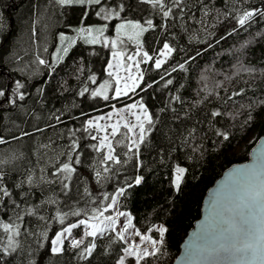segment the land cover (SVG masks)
I'll return each instance as SVG.
<instances>
[{"label": "trees", "instance_id": "trees-1", "mask_svg": "<svg viewBox=\"0 0 264 264\" xmlns=\"http://www.w3.org/2000/svg\"><path fill=\"white\" fill-rule=\"evenodd\" d=\"M163 4L161 8L142 0H103L106 11L113 13L111 19L105 20L96 15L97 6L89 8V15L84 17L85 9L60 7L55 0H0V85L11 95L15 81L19 80L24 84L20 91L25 93V99L17 100L16 105L6 101L0 104V137L7 141L0 143V170L7 174L11 184L23 182L24 189L35 191V196H29L27 203L22 202L15 211L10 205L7 216L0 209V223H8L10 218L20 223L17 214L25 216L21 235L16 237L17 251L6 257L12 264H28L30 260L36 264H116L126 243L115 239L116 233L110 230L96 238L85 237L84 244L77 249L66 240L65 253L56 257L42 259L44 249L39 245L48 246L41 232L47 231L52 237L63 226L87 218L92 207L110 202L103 200L105 194L110 196L128 183L133 186L118 197L117 210L129 213L133 225L142 233L152 226L168 229L162 254L142 264H171L200 215L206 191L224 170L245 162L254 143L264 134V105L260 103L264 101V16L253 17L244 26H238L234 19L246 9L264 8V0H182V15L173 7L172 0H163ZM169 8V17H163L162 12ZM129 20L146 27L147 20L153 21L154 27L139 38L142 52L157 58L164 42L174 51L159 69L154 67V61L139 64L144 80L133 92V99L144 104L154 120L153 131L141 146L143 167L137 169L135 160L112 165L114 171L97 182L94 177L95 170L100 168V154L91 145L98 141L90 137L98 135L95 130L84 132L83 128L89 115L105 111L122 98H111L115 83L106 65L113 48L105 47L103 42L86 43L76 29L107 24L114 37L116 24ZM61 32L76 43L63 60L55 61L53 72L47 65L39 64L37 57L51 64L54 56L63 55L57 52L66 46L60 40ZM123 41L118 49L132 47V43ZM197 52L201 54L197 56ZM190 56H195V60H188ZM142 60L141 54L138 61ZM180 64H184L183 69ZM90 76H95L96 83L89 80ZM169 79L173 83L165 86ZM106 81L110 99L91 96ZM153 81L157 83L146 87V83ZM85 88L88 92L81 96L79 93ZM236 92L242 94L233 95ZM212 111L222 115L213 118ZM249 111L254 117L250 124L246 123ZM38 128L43 131H36ZM217 130L228 133V139L216 136ZM22 132L31 135L21 136ZM121 132L126 130L121 128ZM72 139L79 142L82 163L76 166L77 173L66 196L58 182L44 181L50 179L49 170L57 160L64 159L60 154ZM124 151L125 148L117 147L121 156ZM177 165L187 169L179 190L173 186ZM27 175H32V185L27 183ZM136 175L144 177L139 185L134 184ZM29 205L36 208V215H25ZM83 208L88 209L87 214H69L64 225L39 219L55 216L57 210ZM110 214L111 210L105 213ZM25 228L29 229L27 236ZM148 234L159 238L155 231ZM73 236L82 237L80 227L73 230ZM89 242L96 247L83 258L79 253ZM6 243L7 235L0 229V246Z\"/></svg>", "mask_w": 264, "mask_h": 264}, {"label": "snow or ice", "instance_id": "snow-or-ice-1", "mask_svg": "<svg viewBox=\"0 0 264 264\" xmlns=\"http://www.w3.org/2000/svg\"><path fill=\"white\" fill-rule=\"evenodd\" d=\"M145 3H151L153 7L160 6L164 7L163 0H142ZM55 3L60 7H70V6H79L84 10L83 16L87 17L89 15L88 9L92 6H97L99 10L96 12L98 17L103 19H111L113 13L111 11H106L103 6V0H55ZM173 7L179 9L181 15L184 13L185 9L181 7L182 0H172ZM172 9L169 8L162 12L163 17H169ZM114 15L119 16V12H115ZM264 16V8L256 7L250 10H244L242 14L234 17L236 24L238 26H244L247 22L251 21L253 17ZM83 24V20L81 21ZM147 27L142 26L139 22L127 21L126 23H121L116 26V31L118 34L124 32L126 28H131L133 31L131 34L125 33L128 39H135L137 41V51L135 56H128V61H133L129 63L126 67L128 70V76L124 78L125 82L123 88H121V77L117 74L114 77L115 84L113 86L114 97L118 98L122 95H127L129 91H135L137 87H140V81L144 80L143 73L138 75H132L131 69L133 66L139 70L140 62L154 61V67L156 69L161 68V65L164 63V60L159 58H154L150 56L147 51H143L142 61H136V56H141L142 45L139 43V37L148 29L153 28V21L147 20L145 22ZM107 25L101 27L93 26H83L76 29L77 35L85 39V42L88 44H97L100 42V37H103V33ZM235 31V29H233ZM231 34V33H229ZM33 36H36V30L33 28ZM60 40L66 42V46L58 48L57 52H62V56H54L53 63L49 64L43 58L37 57L39 64L47 65L51 71H55V61L57 59L63 60L64 56H67L69 53L70 47L76 43L75 39L68 38L63 32L59 34ZM117 40L112 39L109 41L107 38L103 39L105 47L109 45L111 48L115 49L117 47ZM121 43L123 41H120ZM211 45H209L210 47ZM174 49L170 46L168 42H164L163 48L160 50L159 55L167 57L171 55ZM201 53L197 52L196 55L199 56ZM113 57L118 60L122 59L123 53L113 52ZM195 56H190L188 60H195ZM188 61H185L187 63ZM121 65H117L120 67ZM181 69L184 68V64H180ZM113 64L111 61L108 63V69H112ZM176 69H173L175 71ZM245 71L252 72L255 69H245ZM110 77L113 76L111 71L108 72ZM163 79V77H161ZM89 80L93 83H96L95 76H90ZM128 80H131L133 83L129 85ZM152 83H146V87H152ZM173 81L171 79L165 82V86L171 85ZM107 81L100 85L99 88L91 92V96L100 97L102 96L104 100L110 99L106 94ZM24 88L19 80L15 81V85L12 88L11 95L5 91L4 86L0 85V97L4 98L3 101H0L2 104L6 101L9 105H16L17 100L23 101L25 99V93L20 91ZM145 90L141 88V91ZM88 92V88H85L79 94L83 96ZM241 92L233 93V95H241ZM231 98V97H230ZM174 100H179V97H173ZM264 105V101L260 102ZM139 111H134L135 109ZM163 111V109H162ZM122 113H126L123 114ZM116 115L118 119L114 123L108 125H101L100 120H104L105 116H100L96 118H89L85 122L83 128L84 132H89V130H95L96 132H104L103 136L92 135L90 138L94 141H98L97 144L91 145V148L100 154V159L98 161L100 168L95 170V179L97 182L100 181L106 174H111L114 169L112 165H121L126 164L129 161L135 160V167L137 169L143 167V161L141 160V146L145 143L147 136L153 131L154 120L152 115L149 114L148 109L144 104L139 102H134L132 104L125 105L122 109H115L113 112L107 114V119L111 120L112 116ZM220 111H212L211 116L213 118L221 116ZM132 116L135 118V122H130L128 117ZM253 115L249 111L246 123L250 124L253 120ZM56 119L60 121V117L57 116ZM63 123V121H60ZM121 128L125 129L126 132H121ZM110 129V131H109ZM36 131H43V129H36ZM31 133L22 132L21 136H30ZM74 136L75 133L73 132ZM216 136L223 137V139H228V133L217 130L215 132ZM14 139H19V137H13ZM0 143H7L3 137H0ZM125 148L126 151L123 152V156L117 152V147ZM42 148H47L49 145H41ZM54 147V145H53ZM80 145L78 140L72 139L67 146L66 151L62 152L60 155L64 157L62 160H57V163L49 170V177L47 183H59L62 186L64 194L67 196L68 192L71 190L70 185L73 178V175L77 173V167L81 165V153L78 151ZM163 151V150H161ZM3 161H0L2 164ZM186 168L177 165L174 168V178L173 186L179 190L180 184L184 177ZM7 174L0 170V209L4 210V215L7 216L10 205L12 210L18 209L20 204L27 203L29 196H35V191L29 192L24 189L23 182L11 184L6 178ZM54 178V179H53ZM144 177L141 175H136L134 177V184L139 185L142 183ZM27 183L32 185L33 177L32 175H27ZM132 183L126 184L116 189V192L112 195L105 194L103 200L110 201L107 204H104L102 207L94 206L91 208V215L87 219H79L78 222L70 223L67 226H63L59 231L55 232V235L49 237L47 231L41 232V236L44 240L48 241V246L45 247L43 243L39 245L41 249H44L41 254V258L45 256H60L63 255L66 251L65 241L72 235L73 229L84 226L85 232L80 239H72L70 241V247L73 249L80 248L84 244L85 237L96 238L98 234H103L105 231H112L116 233L115 239L120 241H125L127 243L126 247L122 248L124 255L120 256L117 260V264H126L127 258H132L135 264H142V261H147L148 258L155 257L159 258L162 254V248L165 243V234L168 229L163 226H152L147 229L146 233H142L139 229L135 228L132 223V217L129 213L118 211L115 215H105L106 212H109L117 204L119 196H122L126 192V188L132 187ZM87 192V189H85ZM90 195V193H89ZM55 203V201H51ZM93 205L97 204L96 200L92 201ZM234 212V216H230L228 219L222 222L223 226L217 228L219 233L218 237L215 240V246L212 248L210 255H214L221 259L234 261L235 264H248L249 261H260V264H264V178L260 179L258 183L245 186L241 189V192L238 196V201L234 209H230ZM88 209H76L70 212H62L57 210L55 216L44 217L40 216L39 219L42 221H58L61 225H64L65 219L70 214L72 216L80 217L82 214H87ZM27 216L36 215V208L29 205L26 212ZM125 217L122 227L117 230V218ZM16 220L20 223H16L9 219L8 223H0V229L3 230V233L7 235V243L0 246V264H12V260L6 259L17 251L18 241L16 237L21 235V226L26 223L25 216L17 214ZM91 221V222H90ZM129 229H132L130 237L126 238V233H129ZM155 231L158 233V239L154 238L151 233ZM24 234L27 236L29 234V229H24ZM35 236L36 233H31ZM135 237H139L140 243L135 242ZM128 239H131V242H127ZM143 244H150L151 248L142 247ZM96 247L95 243L89 242L84 246L79 255L83 258H86L85 254L91 255L93 249ZM28 264H36L35 260H30Z\"/></svg>", "mask_w": 264, "mask_h": 264}, {"label": "water", "instance_id": "water-1", "mask_svg": "<svg viewBox=\"0 0 264 264\" xmlns=\"http://www.w3.org/2000/svg\"><path fill=\"white\" fill-rule=\"evenodd\" d=\"M264 178V134L257 139L245 162L233 164L206 191L198 219L183 238L171 264H235L234 261L210 255L219 233L217 228L235 213L241 189ZM248 264H260L249 261Z\"/></svg>", "mask_w": 264, "mask_h": 264}, {"label": "rangeland", "instance_id": "rangeland-1", "mask_svg": "<svg viewBox=\"0 0 264 264\" xmlns=\"http://www.w3.org/2000/svg\"><path fill=\"white\" fill-rule=\"evenodd\" d=\"M126 22H127V21H120V22H118V23L116 24V26H117L118 24L126 23ZM103 25H107V24H100V25H97V26H94V25H93V27L98 28V27H101V26H103ZM141 25H142V24H141ZM116 26H115V28H114L115 36H114V37L111 36V34H110L109 31H108V26H107V28L105 29V31H104V33H103V37H100V42H103V39H104V38H107L109 41H111L112 39H116V40L118 41V42H117V47H118L119 45H121V44L124 42L123 40H126V41L132 43V47H131L130 49H127V48H125V47H122V49H118L117 47H116L115 49H113V51L111 52L110 57H109V61L112 62V64H113V68H112V69H108V63H109V61H108L107 65H106V70H107V72L111 71V72L113 73V76H112V79H113V80H114V77H115L117 74L122 78V79H121V88H123V85H124V82H125L124 78H126V77L128 76V74H129L126 66H127L129 63H133V64H134L133 61H128V60H127V57L130 56V55L135 56V53H136V51H137V41H136L135 39H131V40H130V39L127 38V35H125V33H127V34H131V33H132L133 30H132L131 28H126V29L124 30V32L118 34L117 31H116ZM142 26H143V25H142ZM144 27H146V26H144ZM139 38H140V37H139ZM120 41H123V42L121 43ZM162 48H163V47H162ZM114 51H115V52H121V53H123V57H122V59L118 60L117 58L113 57L112 53H113ZM159 52H160V51H159ZM159 52H158L157 58L164 60L166 57H164V56H160V55H159ZM142 53H143V52L141 51V54H142ZM135 60L138 61V56L135 57ZM118 64L121 65V66H120V67H117ZM131 72H132V75H138L139 73H142V72H141V67H140V65H139V70H137V69L135 68V66H133V68L131 69ZM114 83H115V80H114ZM127 83H128L129 85H132L133 82H132L131 80H128ZM139 83H140V82H139ZM135 90H136V89H135ZM133 92H134V91H129L127 95H122V96L118 97L117 99H119V98H122V99H121L120 101H118L117 104H112L110 108L106 109V110L103 111V112H100V113H93V114L89 115L87 119H89V118H96V117H100V116H105V119H104V120H100V121H99V123H100L101 125H108V124H110V123H114V122L118 119V117H117L116 115H113L112 118H111V120H109V119H107V114L113 112L114 108H115V109H122V108L125 107V105L132 104V103H134V102H139V101L133 99V97H134ZM112 96L114 97V92H113V95H112ZM139 103H140V102H139ZM134 111H137V112H138L139 109L137 108V109H135ZM123 114H126V113H122V115H123ZM87 119H86V120H87ZM128 119H129L130 122H133V123L135 122V118L132 117V116H129ZM109 131H110V129H109ZM97 135H98V136H103V135H104V132H97ZM111 212H112L111 215H115V213L118 212L116 205H115V207H114L113 209H111ZM82 219H87V218H82ZM125 219H126L125 217H118V218H117V220H118V222H117V230H119V228L122 227L123 221H124ZM76 222H78V221H76ZM90 222H91V221H90ZM79 227H80L81 230H82V236H83V235H84V232H85V227H84V226H79ZM73 230H74V229H73ZM131 232H132V229H129V233H126V234H125V235H126V238L130 237ZM98 235H101V234H98ZM72 239H80V238L74 237V236H73V231H72V235H71L70 237H68L67 240L71 241ZM134 239H135V242H136V243H140V241H139V237H135ZM124 242H125V241H124ZM127 242H131V239H128ZM125 243H126V242H125ZM126 246H127V243H126ZM142 247L151 248V245H150V244H143ZM123 255H124V253H123ZM116 264H117V263H116ZM126 264H135V262H134V260H133L132 258H127V259H126Z\"/></svg>", "mask_w": 264, "mask_h": 264}]
</instances>
